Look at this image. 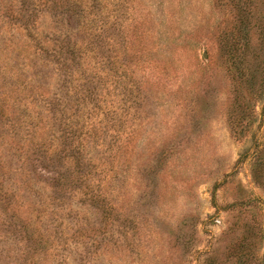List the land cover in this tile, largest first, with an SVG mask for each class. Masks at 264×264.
Segmentation results:
<instances>
[{"label":"rangeland","instance_id":"rangeland-1","mask_svg":"<svg viewBox=\"0 0 264 264\" xmlns=\"http://www.w3.org/2000/svg\"><path fill=\"white\" fill-rule=\"evenodd\" d=\"M0 264H264V0H0Z\"/></svg>","mask_w":264,"mask_h":264}]
</instances>
